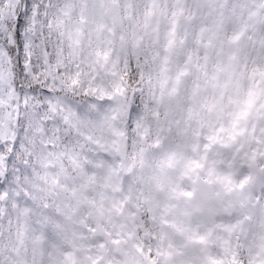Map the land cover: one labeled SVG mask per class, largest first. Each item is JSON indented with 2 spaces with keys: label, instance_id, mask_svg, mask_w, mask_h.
<instances>
[{
  "label": "snow or ice",
  "instance_id": "snow-or-ice-1",
  "mask_svg": "<svg viewBox=\"0 0 264 264\" xmlns=\"http://www.w3.org/2000/svg\"><path fill=\"white\" fill-rule=\"evenodd\" d=\"M0 264H264V0H0Z\"/></svg>",
  "mask_w": 264,
  "mask_h": 264
}]
</instances>
